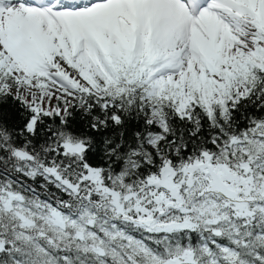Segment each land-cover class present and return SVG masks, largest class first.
I'll return each instance as SVG.
<instances>
[{
    "label": "snow or ice",
    "instance_id": "1",
    "mask_svg": "<svg viewBox=\"0 0 264 264\" xmlns=\"http://www.w3.org/2000/svg\"><path fill=\"white\" fill-rule=\"evenodd\" d=\"M0 264H264V0H0Z\"/></svg>",
    "mask_w": 264,
    "mask_h": 264
}]
</instances>
